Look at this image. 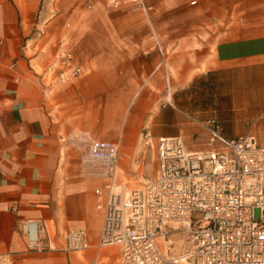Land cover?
Listing matches in <instances>:
<instances>
[{
	"label": "crops",
	"instance_id": "1",
	"mask_svg": "<svg viewBox=\"0 0 264 264\" xmlns=\"http://www.w3.org/2000/svg\"><path fill=\"white\" fill-rule=\"evenodd\" d=\"M143 2V18L128 19L129 33L119 34L109 19L94 18L96 9L66 31L48 21L62 3L0 0V252L14 264H119L118 244L97 245L100 179L81 166V139L116 142L119 173L143 169L141 127L151 133L155 160L161 135L179 134L187 149L209 151L207 117L225 137L252 134L264 144V0ZM142 24L145 33L132 35ZM60 42L83 66L66 82L46 69ZM28 218L55 230V248H27L18 222ZM75 226L90 243L80 252L62 243Z\"/></svg>",
	"mask_w": 264,
	"mask_h": 264
},
{
	"label": "built area",
	"instance_id": "2",
	"mask_svg": "<svg viewBox=\"0 0 264 264\" xmlns=\"http://www.w3.org/2000/svg\"><path fill=\"white\" fill-rule=\"evenodd\" d=\"M102 1L149 9L143 0ZM46 69L66 82L83 66L60 42ZM201 123L212 144L209 151L187 149L179 134L161 135L156 174L123 190L115 189L122 186L116 142L91 138L81 149L85 174L100 179L94 187L96 207L103 212L97 245L118 244L119 264H264V144L252 134L225 137L214 117ZM142 136L151 141L148 129ZM179 225L184 243L173 252L170 235ZM18 227L28 249L55 248L57 234L43 219H23ZM62 239L65 250L90 246L82 226L68 228ZM0 264H14L12 254L0 252Z\"/></svg>",
	"mask_w": 264,
	"mask_h": 264
},
{
	"label": "rangeland",
	"instance_id": "3",
	"mask_svg": "<svg viewBox=\"0 0 264 264\" xmlns=\"http://www.w3.org/2000/svg\"><path fill=\"white\" fill-rule=\"evenodd\" d=\"M51 1L57 2L60 4L62 3V7L61 5L59 6L58 4V6H56L55 9L51 10L49 12L50 14L48 13V15H50L48 16L49 17L48 21L52 18L57 20L58 22H60V26L62 25L66 28V31L70 29L71 30L74 29L77 21H81L83 18L85 20L90 21L93 17V15L91 14L93 9H96V12H94L95 13L94 18L99 17L101 20L105 22H108V19H109L111 22L109 25L116 24V28L117 30H119L118 31L119 34L129 33L128 32V21H127L128 19H130L132 22L136 21V23H139V20L143 18L141 12L138 10H132L131 8L127 6L108 8V7H105L103 3L99 0H51ZM77 9H78V15L77 13H75ZM103 12H105L106 14H104ZM110 29H112V27H110ZM145 31L146 29L142 24L141 27L139 26L133 27V30H131V34L132 35H142L145 33ZM66 39L67 37L64 38V40ZM67 44L72 46L69 40L67 41ZM172 123L173 122L170 121L168 125H171ZM219 124L222 130L221 123L219 122ZM142 130H143V127H141V130L139 133L144 132ZM86 141L87 140L85 139H81L80 141L77 142L76 148L79 151V153L81 151V147L85 145ZM139 141H140V149H141L139 159H140V165L141 167H143V169L141 171L138 170L135 172H128V171H124L120 169V173H119L120 182L125 180V178H128V182L125 184L128 186H134V184L138 182L136 180H131V178L136 179L139 175H141L140 179H142V176L143 177L150 176L153 173L154 164L156 166V160L154 158L155 157L154 156L155 145L153 144V139L151 140L152 142L150 141L149 143H145L144 139L142 138H140ZM193 141L200 142V140H195V139ZM258 142L260 144L263 143L260 140V138H258ZM126 174H130L131 178H129L128 175ZM124 175L126 177H124ZM173 240H174L173 251L174 250L177 251V249L180 248V245L184 243L182 233H177V235L174 236ZM107 246L111 247V244ZM73 252H80V251H73ZM102 259H105V258L103 257Z\"/></svg>",
	"mask_w": 264,
	"mask_h": 264
},
{
	"label": "bare ground",
	"instance_id": "4",
	"mask_svg": "<svg viewBox=\"0 0 264 264\" xmlns=\"http://www.w3.org/2000/svg\"><path fill=\"white\" fill-rule=\"evenodd\" d=\"M194 2V1H193ZM143 9V8H142ZM215 118V117H214ZM216 119V118H215ZM202 125V124H201ZM203 126V125H202ZM204 127V126H203ZM204 129H205V127H204ZM206 130V129H205ZM220 131H221V128H220ZM207 132V131H206ZM207 134H208V132H207ZM234 138V137H233ZM257 139V138H256ZM258 141V140H257ZM208 142H209V144L210 145H212L211 143H210V141H209V135H208ZM86 144V143H85ZM85 146V145H84ZM83 146V147H84ZM83 147H81V149L83 148ZM156 172H157V170H156ZM144 177H142V179H143ZM142 179H138V184L136 185V186H139L140 184H141V180ZM122 187L123 186H116V190L118 191V190H123L122 189ZM135 187V186H134ZM125 190V189H124ZM31 227L33 228L34 227V224H31ZM177 233H182V226L181 225H179L178 227H177V230H175L170 236L171 237H174V236H176L177 235ZM182 235H183V233H182ZM184 237V236H183ZM174 241V240H173ZM173 248H174V246H173ZM173 248L171 249L172 251H173ZM174 252V251H173Z\"/></svg>",
	"mask_w": 264,
	"mask_h": 264
}]
</instances>
